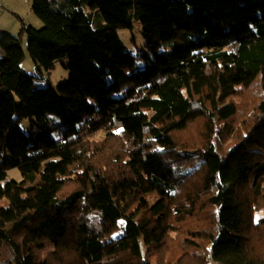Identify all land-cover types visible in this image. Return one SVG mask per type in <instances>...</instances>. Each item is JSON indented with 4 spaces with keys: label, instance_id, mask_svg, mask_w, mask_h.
I'll use <instances>...</instances> for the list:
<instances>
[{
    "label": "trees",
    "instance_id": "1",
    "mask_svg": "<svg viewBox=\"0 0 264 264\" xmlns=\"http://www.w3.org/2000/svg\"><path fill=\"white\" fill-rule=\"evenodd\" d=\"M30 5L0 31V264H264V0Z\"/></svg>",
    "mask_w": 264,
    "mask_h": 264
},
{
    "label": "rangeland",
    "instance_id": "2",
    "mask_svg": "<svg viewBox=\"0 0 264 264\" xmlns=\"http://www.w3.org/2000/svg\"><path fill=\"white\" fill-rule=\"evenodd\" d=\"M36 19H37L36 23H32V24L27 23V24H29V26L31 25L34 28H41L43 26L42 21L38 18ZM11 23H12V18H9L8 24L11 25ZM18 30L15 29L11 34L16 35L17 32H19ZM140 30H141V25L139 19H133V26L131 29L129 30L119 29L117 31L119 38L122 40L124 46L126 47L125 49H127L132 54H136V55L146 50V48L143 45V38L141 36ZM22 48L24 50L23 53L25 56L21 63V67L27 73L34 75V87L52 86L55 88L61 81H63L68 77V69L66 66L69 63L67 57H62L55 60L53 62V65L48 71L42 69V71L39 73L35 69V65L33 64L32 60L26 53L27 51L25 49V35H23L22 37ZM24 128L25 130H27V124L24 125ZM103 134H104L103 132H97L92 137L95 139H99L100 137H103ZM8 178L19 180L21 178V175L16 169H11L8 171ZM262 216H264V209L259 212H256L254 218L258 219Z\"/></svg>",
    "mask_w": 264,
    "mask_h": 264
},
{
    "label": "crops",
    "instance_id": "3",
    "mask_svg": "<svg viewBox=\"0 0 264 264\" xmlns=\"http://www.w3.org/2000/svg\"><path fill=\"white\" fill-rule=\"evenodd\" d=\"M9 18H12L11 25L8 24ZM36 18L38 17L31 9L30 0H0V31L9 30L8 32L13 33L22 22L29 25L27 23H36Z\"/></svg>",
    "mask_w": 264,
    "mask_h": 264
},
{
    "label": "built area",
    "instance_id": "4",
    "mask_svg": "<svg viewBox=\"0 0 264 264\" xmlns=\"http://www.w3.org/2000/svg\"><path fill=\"white\" fill-rule=\"evenodd\" d=\"M214 264H216V263H214Z\"/></svg>",
    "mask_w": 264,
    "mask_h": 264
}]
</instances>
